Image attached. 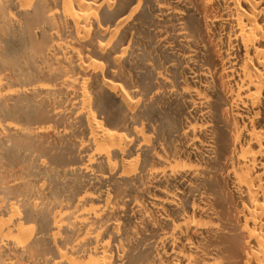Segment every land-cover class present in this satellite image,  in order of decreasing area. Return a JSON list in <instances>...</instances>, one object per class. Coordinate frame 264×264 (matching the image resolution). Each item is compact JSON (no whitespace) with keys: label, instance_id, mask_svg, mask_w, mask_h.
<instances>
[{"label":"bare ground","instance_id":"1","mask_svg":"<svg viewBox=\"0 0 264 264\" xmlns=\"http://www.w3.org/2000/svg\"><path fill=\"white\" fill-rule=\"evenodd\" d=\"M0 264H264V0H0Z\"/></svg>","mask_w":264,"mask_h":264}]
</instances>
